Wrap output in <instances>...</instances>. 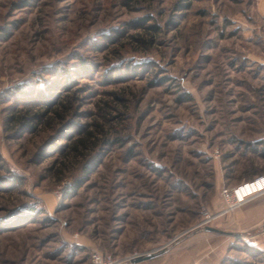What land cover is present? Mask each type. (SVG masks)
Masks as SVG:
<instances>
[{
    "label": "rangeland",
    "instance_id": "rangeland-1",
    "mask_svg": "<svg viewBox=\"0 0 264 264\" xmlns=\"http://www.w3.org/2000/svg\"><path fill=\"white\" fill-rule=\"evenodd\" d=\"M255 172L264 0H0V264H264Z\"/></svg>",
    "mask_w": 264,
    "mask_h": 264
},
{
    "label": "built area",
    "instance_id": "built-area-1",
    "mask_svg": "<svg viewBox=\"0 0 264 264\" xmlns=\"http://www.w3.org/2000/svg\"><path fill=\"white\" fill-rule=\"evenodd\" d=\"M261 180H264V175H259L252 180L245 181L237 185L236 187H224L222 190V195L227 205L226 207H224L223 210L220 211L219 214L226 213L229 210L238 207L240 204L246 201V199L251 195H255L263 191L264 187L259 190L255 187V184L259 183ZM250 186H254L252 188V191L250 189L247 191V193L243 191L245 187H250ZM241 191L243 192L241 193ZM205 216H206L205 221H210L214 217V215H212L208 211L205 212ZM131 258H132L131 256L125 258L113 257L112 255L104 254L99 250H94L91 253L92 264H124L126 261L132 260Z\"/></svg>",
    "mask_w": 264,
    "mask_h": 264
},
{
    "label": "trees",
    "instance_id": "trees-1",
    "mask_svg": "<svg viewBox=\"0 0 264 264\" xmlns=\"http://www.w3.org/2000/svg\"><path fill=\"white\" fill-rule=\"evenodd\" d=\"M150 27L157 28L156 25H151ZM64 107L65 108H69V107L71 108V105H64ZM51 109H52L51 107H46L45 111L43 113H34V114H30V111H29V112H27L25 114H21L19 117L16 116V115H13V116L10 117V120H12V122L17 120V121H19L22 124L30 125V123H28L29 121L30 122H33V121L37 122V120H41L48 112L51 111ZM58 115L61 116L60 113ZM85 130H86V128H85ZM87 133L91 134V131H87ZM79 143H81L82 145L86 146L85 145V139H80ZM73 149L74 150H79L78 145H74Z\"/></svg>",
    "mask_w": 264,
    "mask_h": 264
},
{
    "label": "crops",
    "instance_id": "crops-1",
    "mask_svg": "<svg viewBox=\"0 0 264 264\" xmlns=\"http://www.w3.org/2000/svg\"><path fill=\"white\" fill-rule=\"evenodd\" d=\"M259 173V172H258ZM258 173H250L249 174V176L248 177H245V178H243L242 179V182H245V181H249V180H251V179H254L256 176H258V175H261V174H258ZM262 200V199H264V191H262L261 193H258V194H256V195H254L253 196V198H252V200H254V201H256V200ZM257 212V211H256ZM255 212V213H256ZM258 215L256 214H254V216H253V218H254V223H257V221L259 220V219H261L262 217H264V204H263V206L262 207H259L258 208ZM239 217V218H246V213H240V214H238V215H236V217ZM237 217V218H238ZM253 223V224H254ZM152 262V260L151 259H147V260H143V261H140L139 263H137V264H150Z\"/></svg>",
    "mask_w": 264,
    "mask_h": 264
},
{
    "label": "bare ground",
    "instance_id": "bare-ground-1",
    "mask_svg": "<svg viewBox=\"0 0 264 264\" xmlns=\"http://www.w3.org/2000/svg\"><path fill=\"white\" fill-rule=\"evenodd\" d=\"M253 187H254V186L245 187L243 191H245V192L247 193V191H248L249 189L252 191V188H253ZM255 187H256L258 190L261 189V188H263V187H264V180H261L259 183L255 184ZM258 187H259V188H258ZM243 191H241V193H242Z\"/></svg>",
    "mask_w": 264,
    "mask_h": 264
},
{
    "label": "water",
    "instance_id": "water-1",
    "mask_svg": "<svg viewBox=\"0 0 264 264\" xmlns=\"http://www.w3.org/2000/svg\"><path fill=\"white\" fill-rule=\"evenodd\" d=\"M207 229H210V230H217V229H215V228H212V227H206ZM144 258H147V257H142V256H140V257H137V258H135V259H133V262H137V261H140V260H142V259H144Z\"/></svg>",
    "mask_w": 264,
    "mask_h": 264
}]
</instances>
